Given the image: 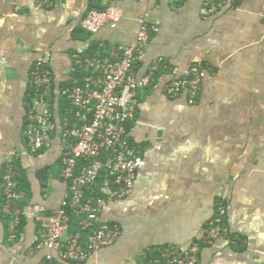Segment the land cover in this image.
<instances>
[{
  "label": "crops",
  "instance_id": "0c3cea01",
  "mask_svg": "<svg viewBox=\"0 0 264 264\" xmlns=\"http://www.w3.org/2000/svg\"><path fill=\"white\" fill-rule=\"evenodd\" d=\"M52 3L0 0V56L6 60L0 65V201L8 161L26 188L20 190L25 223L14 240L11 215L0 210V264L45 262L50 252L35 249V215L55 212L68 189L60 127L42 152L33 154L26 146L27 89L35 62L50 53L55 86L69 85L72 54L81 44L90 42L100 58L109 57L111 46L135 41L143 15L158 32L135 76L142 79L159 58L165 65L154 85L138 92L128 126L130 147L146 167L132 193L101 215L102 222L119 226L120 237L86 264H158L163 246L187 248L204 235L219 199L227 206L228 237L202 246L199 264H264V0H224L208 17L201 14L204 0ZM108 5L124 12L119 26L96 37L83 32L89 8ZM196 63L211 68L197 101L190 104L186 94L169 98L164 85ZM45 169L49 176L42 187L38 172ZM53 257L62 263L57 253Z\"/></svg>",
  "mask_w": 264,
  "mask_h": 264
},
{
  "label": "built area",
  "instance_id": "2783aa9c",
  "mask_svg": "<svg viewBox=\"0 0 264 264\" xmlns=\"http://www.w3.org/2000/svg\"><path fill=\"white\" fill-rule=\"evenodd\" d=\"M223 3L224 0H204L202 16L215 13ZM40 4L47 7L53 3L40 0ZM123 19L121 9L108 5L103 10H90L81 22V29L96 37L104 28L115 30ZM137 24L135 41L111 46L109 57L100 58L95 50L89 55L91 43L81 44L72 54L74 77L64 88L54 84L50 53L39 58L30 72L27 97L31 101L24 124L26 146L31 153H38L60 127L63 178L68 184L55 212L35 215L40 232L35 249L50 252L43 264H58L53 253L58 254L61 264H86L121 235L119 226L102 222L101 215L110 203L132 193L138 172L146 167L145 160L130 147L128 126L135 119L138 92L154 85L156 75L165 67L163 58H159L148 67L142 79L135 76L134 68L144 61L151 35L158 32L147 15L139 17ZM5 62L0 56V65ZM210 72L209 66L196 63L167 82L165 94L172 99L186 94L189 103L194 104ZM61 100L65 101L62 118ZM20 177L16 166L8 161L3 187L4 208L11 215V240L15 239L24 214L18 205L21 196L16 191ZM69 212L78 218L80 231L87 233L86 240L82 239L81 232H70ZM226 216V203L219 199L204 235L187 248L163 246L158 250L157 263L199 264L202 246L228 237Z\"/></svg>",
  "mask_w": 264,
  "mask_h": 264
},
{
  "label": "trees",
  "instance_id": "16d2710c",
  "mask_svg": "<svg viewBox=\"0 0 264 264\" xmlns=\"http://www.w3.org/2000/svg\"><path fill=\"white\" fill-rule=\"evenodd\" d=\"M104 9V8H103ZM102 8L101 9H99V8H97L96 10H103ZM90 10H92V8H89V11ZM83 31V30H82ZM81 31V32H82ZM84 32V31H83ZM93 50H95V46L93 45ZM157 76V75H156ZM71 84V83H70ZM69 84V85H70ZM66 86H68V85H65V86H60V88H64V87H66ZM30 99L27 97V105H26V110H28V106H29V103H30ZM64 108H65V101L64 100H61L60 101V105H59V113H60V117L62 118L63 117V115H64ZM44 149H42L41 151H39V152H42ZM38 152V153H39ZM48 176H49V174H48V170L47 169H45V170H40L39 172H38V178H39V180H40V182H41V185H42V187H45L46 186V183H47V180H48ZM23 183V180H22V178L20 177L19 178V183H18V187H17V193H21L20 192V190H25L26 188H25V186L24 187H21V184ZM22 188V189H21ZM96 194L97 193H99L98 192V190L96 189V192H95ZM21 198L22 197H20L19 198V200H18V205H19V207L21 208V209H23V202H22V200H21ZM5 204H6V198L3 196V199L0 201V210L1 211H3V208H4V206H5ZM69 215H70V232L71 233H76V232H81L80 231V227H79V220H78V218L72 213V212H69ZM0 217L1 218H3L4 217V214L2 215L1 213H0ZM4 219V218H3ZM24 219H23V215L21 216V220H20V224H19V226H18V229H17V233L16 234H18L19 232H21V231H23V227H24ZM82 233V239L83 240H86V238H87V233H85V232H81Z\"/></svg>",
  "mask_w": 264,
  "mask_h": 264
}]
</instances>
